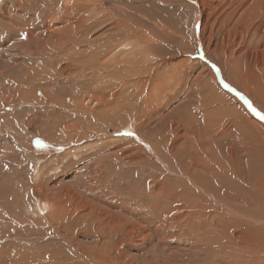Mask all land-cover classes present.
<instances>
[{
    "label": "rangeland",
    "instance_id": "obj_1",
    "mask_svg": "<svg viewBox=\"0 0 264 264\" xmlns=\"http://www.w3.org/2000/svg\"><path fill=\"white\" fill-rule=\"evenodd\" d=\"M204 1L0 0V264H264V1Z\"/></svg>",
    "mask_w": 264,
    "mask_h": 264
},
{
    "label": "bare ground",
    "instance_id": "obj_2",
    "mask_svg": "<svg viewBox=\"0 0 264 264\" xmlns=\"http://www.w3.org/2000/svg\"><path fill=\"white\" fill-rule=\"evenodd\" d=\"M204 1V0H203ZM217 1V0H216ZM220 1H222V0H219V4L221 3ZM231 1V0H230ZM239 1V0H238ZM241 1V0H240ZM254 1V0H253ZM264 1V0H263ZM205 2V1H204ZM208 2V1H207ZM258 2V1H257ZM198 3V2H197ZM196 3V4H197ZM206 3V2H205ZM212 3V2H211ZM223 3V2H222ZM236 3H239V2H236ZM246 3V2H245ZM244 3V4H245ZM264 3V2H263ZM244 4H242V6L244 5ZM258 4V3H257ZM256 3L254 4V6L255 5H257ZM262 4V3H261ZM198 5H200V4H198ZM214 5V4H213ZM250 5H253V4H250ZM149 6V5H148ZM239 6H241L240 4H239ZM203 7V6H202ZM209 7V6H208ZM216 7V6H215ZM253 7V6H252ZM259 7V6H258ZM204 8V7H203ZM210 8H211V5H210ZM215 9V8H214ZM222 9V8H221ZM239 9V8H238ZM250 9V8H249ZM258 9V8H257ZM205 10V9H204ZM251 10V9H250ZM263 10H264V8H263ZM145 11H146V9H145ZM202 11V10H201ZM214 11V10H213ZM228 11V10H227ZM259 11V10H258ZM215 12H216V10H215ZM233 12H236V10L235 11H232V13ZM204 11H202L201 12V15L200 16H203L204 14ZM219 13V12H218ZM231 14V13H230ZM151 15V14H150ZM146 17V16H145ZM217 17H218V15H217ZM264 17V16H263ZM202 18V17H201ZM221 18V17H220ZM220 18L217 20V22H216V24H219V25H221V26H223L224 25V21L223 22H220L219 23V20H220ZM255 18H257V17H255ZM200 19V18H199ZM203 19V18H202ZM222 19V18H221ZM262 19V18H261ZM228 20H229V18H228ZM245 20V19H244ZM258 20V19H257ZM84 21V20H83ZM128 22V21H127ZM254 22V21H253ZM126 23V22H125ZM124 23V24H125ZM228 23V22H227ZM201 24V23H200ZM215 24V23H214ZM255 24V23H254ZM131 25V24H130ZM262 25V24H261ZM252 26V25H251ZM254 26V25H253ZM217 27H219V26H217ZM255 27V26H254ZM264 27V26H263ZM125 28V27H124ZM229 28H230V26H229ZM246 28V27H245ZM135 29V28H134ZM221 29V28H220ZM255 29V28H254ZM261 29V28H260ZM78 30V29H77ZM228 30V29H227ZM256 30V29H255ZM64 31V30H63ZM138 31V30H137ZM213 31V30H212ZM244 31H246V30H244ZM259 31H261V30H259ZM254 32V31H253ZM215 33V32H214ZM213 33V34H214ZM222 33H223V31H222ZM245 33V32H244ZM247 33V32H246ZM246 33H245V35H246ZM36 34V33H35ZM137 34V33H136ZM140 34V33H139ZM179 34V33H178ZM251 34V33H250ZM249 34V35H250ZM254 34V33H253ZM256 35V34H255ZM121 37V36H120ZM123 37V36H122ZM156 37V36H155ZM245 37V36H244ZM251 37V36H250ZM257 37H258V35H257ZM257 37L255 38V41H256V39H257ZM263 38V37H262ZM245 40V39H244ZM258 40V39H257ZM214 41V40H213ZM247 41H248V38H247ZM246 41V42H247ZM250 41V40H249ZM261 41V40H260ZM264 42V41H263ZM202 43V42H201ZM54 44H56V43H54ZM261 44H263L262 42H261ZM260 44V45H261ZM254 45V44H253ZM256 45H257V42H256ZM233 47H234V45H232ZM123 47H124V45H123ZM184 47V46H183ZM247 47V46H246ZM251 47H253L252 46V43H251ZM58 49V48H57ZM47 50V49H46ZM75 50V49H74ZM116 50V49H115ZM121 50V49H120ZM126 50V49H125ZM124 50V51H125ZM251 50H252V48H251ZM57 51V50H56ZM118 51V50H117ZM122 52V51H121ZM87 53V52H86ZM117 53V52H116ZM115 53V54H116ZM249 53V52H248ZM77 54V53H76ZM74 55V54H73ZM160 55V54H159ZM188 55V54H187ZM246 55V54H245ZM258 55V54H257ZM140 56V55H139ZM149 56V55H148ZM166 56V55H165ZM67 57V56H66ZM105 57H109L108 58V61L106 60V59H100L99 60V63L97 64V65H99V68L100 69H104V71H110L111 69H117L118 67H120V65L122 64L121 62H119L117 59H114V60H111L110 59V54L109 55H107V56H105ZM165 58V57H164ZM167 59V58H166ZM165 59V60H166ZM129 60V59H128ZM47 61V60H46ZM110 61V62H109ZM112 61V62H111ZM237 61V60H236ZM166 62V61H165ZM230 62V61H229ZM41 63V62H40ZM125 63H127V62H125ZM259 63V62H258ZM49 64V63H48ZM128 64V63H127ZM257 64V63H256ZM87 65H89V64H87ZM187 65V64H186ZM260 65V64H259ZM90 66V65H89ZM240 66H242V65H240ZM245 67V66H244ZM260 66H258V68H259ZM49 68V67H48ZM78 68V67H77ZM83 68V67H82ZM85 68V67H84ZM93 68V67H92ZM188 68V67H187ZM241 68V67H240ZM239 68V69H240ZM246 69V68H245ZM260 69H262V68H260ZM130 70V69H129ZM191 70V69H190ZM247 70V69H246ZM43 71V70H42ZM260 71V70H259ZM41 72V71H40ZM46 72V71H45ZM53 72V71H52ZM218 72V71H217ZM248 72V71H247ZM255 72V71H254ZM242 73V72H241ZM218 74V73H217ZM240 73H238V75H239ZM69 75V74H68ZM64 76V75H63ZM56 77V76H55ZM69 78V77H68ZM242 80V79H241ZM230 81V80H229ZM243 81V80H242ZM222 83V82H221ZM126 85V84H125ZM125 85H124V87H125ZM228 85V84H227ZM227 88V87H226ZM127 90V89H126ZM262 94V93H261ZM81 97V96H80ZM53 104V103H52ZM249 120V119H248ZM262 121V120H261ZM252 123V122H251ZM255 126V125H254ZM198 130V129H197ZM89 134V133H88ZM234 138V137H233ZM232 167V166H231ZM43 200V199H42ZM48 202V201H47ZM47 205V204H46ZM42 206V205H41ZM47 208L49 207V206H46ZM49 209V208H48ZM57 213V212H56ZM59 216H60V214H59ZM242 240V239H241ZM240 240V241H241ZM242 242H243V240H242ZM252 247H253V245H252ZM260 253V252H259ZM259 255V254H258ZM260 256V255H259ZM258 256V257H259ZM40 257V256H39ZM257 257V256H256ZM262 257V256H261ZM264 257V256H263ZM51 258V257H50ZM231 261V260H230ZM264 262V261H263ZM237 263H239L238 261H237ZM244 263V262H243Z\"/></svg>",
    "mask_w": 264,
    "mask_h": 264
},
{
    "label": "snow or ice",
    "instance_id": "obj_3",
    "mask_svg": "<svg viewBox=\"0 0 264 264\" xmlns=\"http://www.w3.org/2000/svg\"><path fill=\"white\" fill-rule=\"evenodd\" d=\"M23 38H26V34H21ZM225 87H229L228 85H225ZM230 91H235V89H229ZM237 95H240L242 99H244L245 104L248 106L249 110L252 112V114H254L255 116H257L260 120H264V112L258 110L257 108H255L252 104L251 101H249L247 98L243 97L242 94L240 93H236ZM123 135L126 136H134L135 133L131 132V131H127L124 132ZM37 145H40L42 142L40 140L36 141Z\"/></svg>",
    "mask_w": 264,
    "mask_h": 264
}]
</instances>
